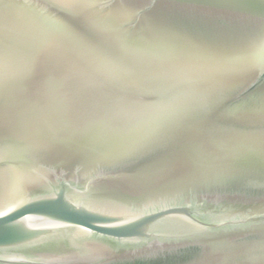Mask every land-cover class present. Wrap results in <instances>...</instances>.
I'll return each mask as SVG.
<instances>
[{
	"label": "water",
	"instance_id": "1",
	"mask_svg": "<svg viewBox=\"0 0 264 264\" xmlns=\"http://www.w3.org/2000/svg\"><path fill=\"white\" fill-rule=\"evenodd\" d=\"M0 39V264H264V0H0Z\"/></svg>",
	"mask_w": 264,
	"mask_h": 264
},
{
	"label": "snow or ice",
	"instance_id": "2",
	"mask_svg": "<svg viewBox=\"0 0 264 264\" xmlns=\"http://www.w3.org/2000/svg\"><path fill=\"white\" fill-rule=\"evenodd\" d=\"M80 0H59L60 6L64 8H72L74 5L78 4ZM63 26L77 34L82 35L78 28L77 21L72 16H65L63 19ZM253 55H258L261 61H264V48H262L259 53H254ZM3 63V41L0 39V67H2ZM109 63H113V61H109ZM0 118H2V102H0ZM247 126L253 127L260 132L261 140H262V151H264V107L261 108L258 115L253 117H246L243 121ZM4 147V138L3 135L0 134V151L3 150Z\"/></svg>",
	"mask_w": 264,
	"mask_h": 264
}]
</instances>
